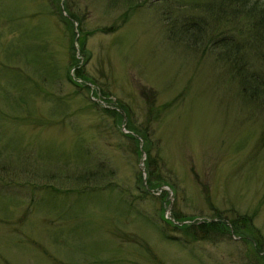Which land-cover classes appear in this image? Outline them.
<instances>
[{"label":"rangeland","instance_id":"1","mask_svg":"<svg viewBox=\"0 0 264 264\" xmlns=\"http://www.w3.org/2000/svg\"><path fill=\"white\" fill-rule=\"evenodd\" d=\"M123 10L108 0H0V264H264L258 237L194 240L200 232L168 225L177 245L114 202L136 194L158 223L175 225V212L188 225L218 211L231 229L250 215L264 239V96L242 91L250 69L264 73V43L257 51L233 23L185 35L154 5L121 22ZM219 32L242 47L215 42ZM134 129L148 131L150 168L164 180L152 199L141 192L147 154ZM158 196L168 201L161 210ZM143 238L149 251L134 253Z\"/></svg>","mask_w":264,"mask_h":264},{"label":"trees","instance_id":"2","mask_svg":"<svg viewBox=\"0 0 264 264\" xmlns=\"http://www.w3.org/2000/svg\"><path fill=\"white\" fill-rule=\"evenodd\" d=\"M51 3L53 2L51 1ZM108 4L109 6L112 4L114 6L121 5L124 7V10L120 14L121 22L126 21L127 18L129 17V14L132 11L136 10L139 7H142L143 5L148 4V5L156 6L157 10H163L164 12L166 11L167 12L166 18L167 17L170 18L171 15H174L172 23L176 22V25L174 27L177 28V32L180 31L182 34L186 35V33L192 32L194 34L202 35L203 32L205 33L206 31L204 26L207 23L214 22L216 25H219L222 22L223 24L233 23L231 25L233 30L238 31L239 33L247 34L248 39L247 38L246 39L247 41H249L248 44H250V46L258 44V47H256L257 51L260 47V44L264 43V2H262L261 0H108ZM49 7L51 8L50 11H52L53 8L52 5H49ZM197 8L198 11L195 12ZM58 9L60 11V7H58ZM67 13L70 16V19L76 18L75 14L70 10H67ZM65 19L67 21L69 20V22H72L68 17ZM239 23H243V24L239 26ZM236 24L238 26H236ZM225 29L230 30V28H225ZM177 32L176 35H178ZM216 38L217 39L215 42L219 43L220 41H224V43L229 44L231 48H233L232 46L234 45L238 47H242L245 40L243 39L240 40L241 42H238L239 38H237L235 35L229 33H222V32L217 33ZM248 44L247 46H249ZM260 55L261 54L258 52L257 56L259 57V59H260ZM74 68L77 75L83 78L84 74L81 72V68H76V67ZM240 69L242 71H244L243 69L246 70V68L244 67H241ZM249 74H250L249 78L244 77V81H246L247 83L248 81H250V85L247 86L246 84H244L242 87V91L249 93V95L252 97L255 96L254 94H257L258 96L259 94H262L264 96L263 71L257 68H252L250 69ZM122 111L123 114L121 112L117 113L120 118H122L123 116H127L128 114V111H126L123 108ZM134 131L138 132L141 135L144 151L147 154V161H146V165H148L147 184L149 187H145L144 190H142L141 188L140 189L143 194L149 195L150 199H152L151 196L154 195L150 194L151 192L150 188L160 186L159 183L164 180H161L159 177H153L156 171L155 169L150 168L152 165H157V164L155 157L151 156L150 154L149 145H151L153 142L148 135L149 134L148 131L145 129H136V130L134 129ZM137 152L138 154H140V151L137 150ZM157 154L159 155V153H157L156 151V156ZM96 167H100V165L99 166L97 165ZM97 173L98 172H87V174H82L81 178L92 180L94 183L93 186L96 188L101 186L96 184L99 181ZM105 173L108 174L109 172H105ZM114 185L115 184L112 183L103 184L104 187L108 188V192L110 193H115ZM95 188L92 187L91 191H94ZM52 192L55 191L52 190L51 193ZM117 194L118 195H115V197L118 199V201L117 202L114 201L116 205L117 203L120 202V200H122L120 203L126 206L127 211H133L137 217L140 216L144 217L145 222L143 221L141 223L142 225H145L148 228L157 229L156 233L158 234V236L170 243L182 245L185 242L183 239L180 238V236L173 234L172 232L168 233L167 231L169 229V226L175 227L180 231L182 230L185 232L188 231L189 233L192 234H194L196 231L200 232V235H198V237L200 238L194 240H200L203 238L206 239L208 237H211L212 240H215L218 235L225 236L228 233L229 235L232 233L238 236L246 237L245 239H248V241L251 243L252 237L255 238L258 237V239L262 242L256 241V244L252 246V248L255 254H258L263 249L264 239L261 237V234L259 232L260 230L253 227L251 223L252 219L250 215H242L241 217L236 216L234 219H230L232 229L231 226L223 218H221L222 216L218 211H216L217 215L214 218L215 220L212 219L209 221L206 220L200 224L187 225L186 223H180L175 225L172 222H169L166 219H164L161 215H159L161 221L158 223L149 213L144 211L143 208L139 206V204H136L134 202V198L136 199V194H132V195L130 194L131 198H128L127 196L123 195L121 191L117 192ZM144 198H146V196H144ZM158 200L160 202V210H161L162 208H164L166 202L168 201L166 198L160 196H158ZM123 201H125L127 204L125 202L123 203ZM107 212L109 213V211ZM115 213L117 212L114 211V208L110 210L109 214L111 218L116 219L117 214ZM109 214L106 213V216L108 218H109ZM128 214L130 213L128 212ZM173 215L175 216L177 221H183L185 219L190 218V216L188 215L183 216L181 213H177V212H175ZM146 222L148 225H146ZM122 235L130 240L135 239L134 235H130L127 232L122 233ZM142 240H143L142 244L138 249L134 251V253L140 254L142 250L144 251L146 250L145 252L149 251V245L147 240L145 238H143ZM129 255L130 258L128 259L132 260V262L134 263L135 262L134 260H136L135 257L132 258V253ZM151 256L152 255H150L149 258H151ZM100 259H101L100 261L102 262L101 256ZM153 260L156 264H165L159 258H155ZM107 261L115 264H124L125 262H127L126 260H123V257L121 256H119L115 260L108 259Z\"/></svg>","mask_w":264,"mask_h":264}]
</instances>
